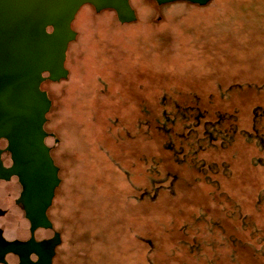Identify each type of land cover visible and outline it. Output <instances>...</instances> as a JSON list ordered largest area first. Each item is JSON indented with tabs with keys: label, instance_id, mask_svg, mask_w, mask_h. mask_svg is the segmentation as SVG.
<instances>
[{
	"label": "rangeland",
	"instance_id": "1",
	"mask_svg": "<svg viewBox=\"0 0 264 264\" xmlns=\"http://www.w3.org/2000/svg\"><path fill=\"white\" fill-rule=\"evenodd\" d=\"M129 2L135 19L126 22L80 5L66 75L41 80L50 99L44 141L58 176L48 210L59 238L55 264L223 263L231 255L225 234L247 235L251 226H239L229 203L237 201L264 237V195H256L264 167L247 159L259 142L244 138L256 116L254 135L264 142V0ZM194 100L234 111L243 130L228 128V143L199 154L230 164L232 171L210 175L227 198L199 177L203 162L175 163L171 179L157 158L169 151L160 150L151 118L159 114L170 133L191 138L182 111Z\"/></svg>",
	"mask_w": 264,
	"mask_h": 264
},
{
	"label": "water",
	"instance_id": "2",
	"mask_svg": "<svg viewBox=\"0 0 264 264\" xmlns=\"http://www.w3.org/2000/svg\"><path fill=\"white\" fill-rule=\"evenodd\" d=\"M84 3L95 10L113 9L120 22L135 17L128 0H0V134L8 140L9 172L21 183L31 232L38 224L47 223L45 208L58 181L57 166L43 140L46 131L42 124L50 99L39 83L45 77L66 75L65 50L75 35L70 22ZM38 253L39 264H49V254Z\"/></svg>",
	"mask_w": 264,
	"mask_h": 264
},
{
	"label": "trees",
	"instance_id": "3",
	"mask_svg": "<svg viewBox=\"0 0 264 264\" xmlns=\"http://www.w3.org/2000/svg\"><path fill=\"white\" fill-rule=\"evenodd\" d=\"M130 1V0H128ZM174 1V0H171ZM177 1H185V0H177ZM194 3V2H190ZM130 4V2H129ZM196 5H203L205 3H194ZM114 11L111 8H105ZM133 9V7H132ZM135 19V18H134ZM66 54V53H65ZM64 65V61H63ZM65 66V65H64ZM197 101L194 100L193 102H188L183 112L184 119L182 122V130L186 131L187 133L191 134V138H187V134L184 133V135L181 134V132H173L174 138H176V135H180L178 140L180 142L178 143V146L175 145L173 140V134L170 133V131L173 129V125L166 123V119L160 117L159 114L153 115L151 118V123L153 124L154 131L159 133L162 138L161 142L159 143L161 145L160 150H168L169 152L163 151V153L157 155V158L160 159L159 162L163 163L162 167L165 170V177H172L171 179L176 178V169L174 168L175 163H180L182 161H185L187 158H192V160H199L201 163H204L203 167H199L200 174L199 177L208 182L211 186L212 193H216L217 196H225V198L228 197L227 193L225 192L222 183L218 181L215 177L214 179L211 178L210 175H214L218 170L220 173H227L228 170L232 171V168H230V164L228 162H223L222 160L217 161V164L212 162H205L203 160V157L200 154V152L204 151L205 149H208V147L213 146V144H216L217 142L224 145L226 142H229L230 136H226L227 133L226 130L228 128H232L234 131H240L241 128H238L237 122H236V116L234 114V111H229L228 109H212L211 107L207 106L208 103L204 102L203 105H199L196 103ZM253 124L252 127H250V130H245V136L247 140L255 138L257 139L258 143V151L254 155H249L247 158L250 165H259L264 167V142L260 140V136L256 137L254 135V130L259 132V128L255 124L256 116L253 117ZM211 122V123H210ZM172 125V126H171ZM198 125H201L199 130L196 132L194 131ZM209 125V126H208ZM217 125L218 129L214 133H208V129L210 126ZM188 129V130H186ZM243 132V130H242ZM262 132H264V129H262ZM186 134V136H185ZM197 140V141H196ZM189 142H191V147L189 145ZM187 148H185V146ZM183 146V147H182ZM207 147V148H206ZM198 159H194V157ZM247 161V160H246ZM196 163V162H195ZM210 163H213L214 169L209 168ZM229 166V167H228ZM206 169V170H205ZM167 170V171H166ZM163 176V175H162ZM196 176V175H195ZM212 179V180H211ZM57 186V183L55 187ZM257 193L260 194L256 195H264V187H261L257 189ZM221 198V197H220ZM218 199V202L221 203L222 198ZM255 198V196H254ZM225 201V200H224ZM230 202V201H229ZM257 205V204H256ZM229 213L235 214V218L239 224L240 227H243V225L249 223L251 226L247 228V235H238L233 228H231L226 233L225 241L229 242V247L231 251V255L228 257L227 260L221 262H217L215 264H248V259L252 260V263L249 264H264V237L261 236L260 232L262 228L260 227V224L257 225L252 221L251 223L248 217L247 211L239 210L238 208V202H231L228 204V208L226 209ZM227 213V212H226ZM251 217V216H250ZM223 230V228L221 227ZM59 239V238H58ZM58 242L55 241V244Z\"/></svg>",
	"mask_w": 264,
	"mask_h": 264
},
{
	"label": "flooded vegetation",
	"instance_id": "4",
	"mask_svg": "<svg viewBox=\"0 0 264 264\" xmlns=\"http://www.w3.org/2000/svg\"><path fill=\"white\" fill-rule=\"evenodd\" d=\"M41 74L46 76L47 72L43 71ZM40 84L41 81L39 88L43 89ZM47 146L55 164L50 146L48 144ZM11 163L8 140L6 136L0 134V264H39L40 250L49 254V264H55V225L48 213L55 185L50 203L45 208L47 223L38 224L31 232L21 196V183L17 175L9 172Z\"/></svg>",
	"mask_w": 264,
	"mask_h": 264
}]
</instances>
